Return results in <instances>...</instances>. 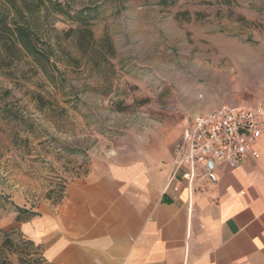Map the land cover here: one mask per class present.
I'll return each instance as SVG.
<instances>
[{
	"label": "rangeland",
	"instance_id": "1",
	"mask_svg": "<svg viewBox=\"0 0 264 264\" xmlns=\"http://www.w3.org/2000/svg\"><path fill=\"white\" fill-rule=\"evenodd\" d=\"M0 19L27 34L0 52V263L97 161L264 104V0H0Z\"/></svg>",
	"mask_w": 264,
	"mask_h": 264
},
{
	"label": "crops",
	"instance_id": "2",
	"mask_svg": "<svg viewBox=\"0 0 264 264\" xmlns=\"http://www.w3.org/2000/svg\"><path fill=\"white\" fill-rule=\"evenodd\" d=\"M252 147L258 158L219 164L217 181L177 175L165 192L169 148L97 161L30 218L28 240L49 264H264V136Z\"/></svg>",
	"mask_w": 264,
	"mask_h": 264
},
{
	"label": "built area",
	"instance_id": "3",
	"mask_svg": "<svg viewBox=\"0 0 264 264\" xmlns=\"http://www.w3.org/2000/svg\"><path fill=\"white\" fill-rule=\"evenodd\" d=\"M260 136H264L263 103L223 105L193 115L175 147L164 192L177 175L188 186L199 171L215 182L219 164L234 168L246 155L258 158L252 143Z\"/></svg>",
	"mask_w": 264,
	"mask_h": 264
},
{
	"label": "trees",
	"instance_id": "4",
	"mask_svg": "<svg viewBox=\"0 0 264 264\" xmlns=\"http://www.w3.org/2000/svg\"><path fill=\"white\" fill-rule=\"evenodd\" d=\"M18 35L27 34L24 29L19 27L12 28L4 20L0 19V52L8 46L14 45V40L18 38ZM60 190L59 201L63 195V189ZM31 214L32 213H28V216ZM28 216L26 218H28ZM2 247L11 252L18 253V264H49L42 255V248L31 240L23 239L20 243H17L14 242L10 236H6L2 242ZM34 254H36V256ZM3 262L1 263L7 264Z\"/></svg>",
	"mask_w": 264,
	"mask_h": 264
}]
</instances>
